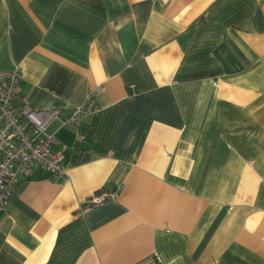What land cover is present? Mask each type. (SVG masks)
I'll return each instance as SVG.
<instances>
[{"label": "crops", "instance_id": "crops-1", "mask_svg": "<svg viewBox=\"0 0 264 264\" xmlns=\"http://www.w3.org/2000/svg\"><path fill=\"white\" fill-rule=\"evenodd\" d=\"M16 66L68 169L19 179L0 264H264V0H0Z\"/></svg>", "mask_w": 264, "mask_h": 264}, {"label": "built area", "instance_id": "built-area-1", "mask_svg": "<svg viewBox=\"0 0 264 264\" xmlns=\"http://www.w3.org/2000/svg\"><path fill=\"white\" fill-rule=\"evenodd\" d=\"M20 75L18 66L0 72V210L7 205L21 177L47 171L67 178L64 150L56 135L48 130L49 124L59 118L58 111L31 108L19 93L17 82ZM99 110L91 92L61 121L75 122L81 114L91 115ZM114 196L113 191L101 189L87 200L84 208L101 204Z\"/></svg>", "mask_w": 264, "mask_h": 264}]
</instances>
